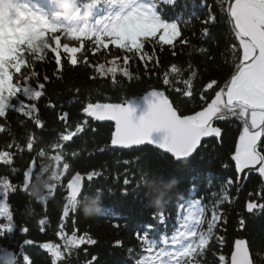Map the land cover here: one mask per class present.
I'll use <instances>...</instances> for the list:
<instances>
[{
  "label": "trees",
  "instance_id": "obj_1",
  "mask_svg": "<svg viewBox=\"0 0 264 264\" xmlns=\"http://www.w3.org/2000/svg\"><path fill=\"white\" fill-rule=\"evenodd\" d=\"M84 0H77L83 3ZM203 2L205 7H201ZM186 5V8H185ZM52 11L56 10L53 4ZM167 18H175L177 13L183 12L184 18L191 16L192 23L182 27V35L190 40L191 45L197 46V51L191 56L190 45L178 43L180 37L173 42V46H160L158 39L155 43H146L145 55L127 53L109 44L107 48L101 46L96 49L91 40H84L85 45L91 47L76 54L77 63L68 62V54L61 49V67L57 71L55 54L47 51L43 60L31 61V67H22L21 72H37V77L30 83L35 86L36 81L45 84L44 93L36 101L39 112L37 113L44 122L43 128H37L33 120L23 116L22 113L9 109L5 117H0V125L6 131L0 132V151L13 153L12 163L6 165L0 161V177H6L9 184L15 185V190H9L6 202L14 216V225L11 233L0 236V264H7L16 254H27L32 264H51L50 254L39 247L40 244L51 242L63 244L57 237L60 217L63 212L64 197L69 177L78 172L83 175L84 193L77 202V212H70L65 218L64 231L71 234L76 230L77 235L88 234L96 240L95 245H82L72 252H64L59 264H86L92 256L98 257L93 264H135L137 258L146 257L141 253L140 242L136 239L137 232L148 231L152 243L158 244L173 234L177 226L178 214L182 216L188 204L195 199H200L207 207L206 216L211 218L213 202L221 195L222 186L231 178L233 184L228 188L229 199L219 205L223 220L219 227L213 230V238L201 257L202 264H228L229 256L237 238H243L249 249L253 264H264V211L259 214H250L245 211L247 202L264 203V178L258 172L248 173L237 191V174L232 155L243 125L235 117L228 116L226 121L214 122L213 126L221 127L222 138H210L201 143L198 151L188 158V161H175L171 156L151 146L133 147L131 150L113 148L110 146L113 125L111 123H98L82 113V108L88 102L93 103H119L124 99H135L143 96L150 90L163 91L180 109L182 115H192L202 110L215 97V92L220 88L205 89L212 80L218 81L222 88L232 72L235 63L231 52L234 41L227 18L223 15L218 0H176L175 10L171 6H163ZM209 11L216 16V24L210 28L208 36H203L202 23L208 18ZM195 13V15H192ZM103 12L93 11L90 21L96 19ZM71 25L83 22L80 20L63 21ZM193 32L195 35H193ZM107 42V41H106ZM61 43H68L70 47H80V43L66 40L61 36ZM52 47H55L53 44ZM205 48L206 53L198 49ZM175 53V54H173ZM131 56L127 65L124 64L125 56ZM118 71L113 81L112 74L105 76L95 71V67L104 64L105 69L114 66ZM175 64L185 71L177 78L169 69ZM189 64L196 70L193 78L192 90L195 99L185 97L180 90H187L182 83L190 74ZM127 67L132 79L129 80L120 71ZM168 72L171 86L163 83L165 73ZM19 75V74H18ZM44 76L49 80L44 81ZM205 99H201V96ZM25 102L28 103L26 98ZM74 102L69 104L68 101ZM55 104V108L48 104ZM63 112H68L67 121L58 119ZM87 120L81 133H77L71 141H60L61 134L75 132L77 123L83 124ZM34 135L36 143L32 150L27 149V137ZM60 143L61 149L51 147ZM13 144L12 148L7 145ZM19 144L22 150L15 145ZM45 149L48 157L63 151L64 159L57 163L47 157L41 158L38 153ZM104 149V151H101ZM261 150V149H258ZM75 153V155H73ZM141 157L139 163L145 165L143 171L137 174L136 164L125 165L123 161H135ZM34 160L42 171L43 179L34 182L30 196L22 189L23 172L31 160ZM69 163V169L64 171L52 198L46 206H42L33 194L40 198L48 194V186L56 183L53 172L62 170L63 162ZM227 165V167H225ZM99 173L89 182V173ZM131 181L128 186L123 184L125 173ZM137 182L139 191H135ZM91 183V189H89ZM127 191V194H123ZM3 189H0L2 196ZM251 194V195H250ZM102 204L105 214L97 219H85L81 212L94 210ZM159 205V207H157ZM183 205V207H181ZM164 208L167 217L165 224H160L155 219V214ZM46 219L45 230L40 231L39 220ZM243 219L245 224L240 225ZM223 221H226L224 223ZM3 220L0 218V223ZM74 222V223H73ZM118 224L119 227H114ZM151 226V228H149ZM27 227L28 233L21 229ZM206 228V225L204 226ZM222 238V242H221ZM25 240H32V245H25ZM121 241V246H115V241ZM162 246V245H161ZM134 249L130 254L128 249ZM87 250V251H85ZM171 250V248H169ZM63 251V250H62ZM220 256L225 260L221 262Z\"/></svg>",
  "mask_w": 264,
  "mask_h": 264
},
{
  "label": "snow or ice",
  "instance_id": "obj_2",
  "mask_svg": "<svg viewBox=\"0 0 264 264\" xmlns=\"http://www.w3.org/2000/svg\"><path fill=\"white\" fill-rule=\"evenodd\" d=\"M223 15L227 18V24L231 27V34L234 41L231 44V52L235 63V71L226 80L224 87H220L218 81L212 80L205 86V89L220 88L215 92V97L202 110L196 111L192 115H182L180 109L170 102L163 91L148 92V110L138 119L134 118V109L130 101L126 98L119 103H93L88 102L83 106L82 112L85 116L97 121L109 120L115 123V130L111 133V145L121 149L131 150L133 147L153 146L169 154L175 161H188V158L196 153L201 146L202 138L215 137L222 138L221 127L213 126L214 122L226 121L228 116L240 120L243 127L239 132V138L232 155L235 162V170L238 174L236 179L240 181L242 174L247 169L249 172H258L264 178V0H218ZM56 5V10L52 11V5ZM195 7V0H192ZM176 0H84L77 3V0H0V117H5L9 109H13L23 114V116L33 120L37 128H43L44 122L37 114L39 109L36 101L45 95V84L36 81L35 86L30 81L37 77V72H21L22 67H31V61L43 60L47 51L55 54L57 71L61 67V49L68 54V62L72 65L77 63L76 54L81 52V48L87 50L90 45H85L84 40H91L96 49L103 46L107 48L109 44L118 49L126 50L127 53L140 55L143 58L148 55L144 52L146 43L158 42L161 47L164 45L173 46V42L180 37L178 43L190 45L189 55L197 51L196 45H191L190 40L182 35V27H188L191 23V16L184 18L183 12L177 13L175 18H167L163 6H171L175 10ZM206 5L201 3V7ZM186 8V5H185ZM93 11L103 12L96 19L90 21ZM195 15V13H192ZM83 22L71 25L63 21L80 20ZM216 16L209 11L208 18L202 21L203 36L210 33V28L216 24ZM193 35L195 33L193 32ZM61 36L66 40H73L80 43V47H70L68 43H61ZM107 41V42H106ZM55 47H52V45ZM200 53H206V49L200 47ZM175 54V53H173ZM131 56L126 55L124 64L127 65ZM114 66L105 69L104 64L95 67V71L102 76L112 74L113 81L118 71L115 62ZM190 74L182 83L187 90H180L182 95L195 99L192 90L193 78L197 72L189 64ZM119 71L129 80L132 79L127 67L120 68ZM185 70L173 64L169 69L175 77L179 78ZM14 74H19L16 82H13ZM49 77L44 76V81ZM165 85L171 86L168 72L163 78ZM215 86V88H214ZM26 98L28 103L25 102ZM201 99H205L202 95ZM69 100L68 103H73ZM48 107L55 108L56 105L49 103ZM68 112H63L58 119L67 121ZM88 121L83 124L77 123L75 132L61 134L60 141H71L77 133L84 130ZM6 131L0 125V132ZM162 132L163 136L153 139L152 133ZM34 135L27 137V149L32 150L36 143ZM14 145H7L12 148ZM15 147L22 150L19 144ZM54 149H61L60 143L51 145ZM261 149V150H258ZM104 151V149H101ZM41 158H49L57 163L64 159L63 151H58L56 155L48 157L45 149L38 153ZM75 155V153L73 154ZM141 157H136L135 161L125 160L127 166L136 164L137 174L142 172L145 165L139 163ZM13 153L0 151V161L9 165L12 163ZM69 163L63 162L62 170L53 172L56 183L48 186V194L38 198L36 201L46 206L55 190L60 186L64 171L69 169ZM227 167V165H225ZM35 161L23 173V189L29 194V189L34 186V182L43 179L42 171ZM99 173H89L87 180L91 182L94 176ZM83 177L80 173L72 176L66 185V203L60 217L59 230L56 232L63 244L45 242L39 245L46 250L51 257V264H59L63 259L64 252H72L82 245H95L96 240L88 236L77 235L76 230L71 234L64 231L65 218L70 212H77V202L83 195ZM131 181L127 178V172L123 184L128 186ZM233 184L229 178L222 186L221 195L213 202L211 218H207V207L200 199L192 200L186 211L177 219V226L173 234L158 244L152 243L149 232H137L136 239L140 242L141 253L148 255L137 258L135 264H202L201 257L209 246L213 238V230L219 227L223 220V214L219 211V205L229 199L228 188ZM16 186L9 184L6 177H0V189H3L0 196V236L11 233V225H14V216L6 202L9 190H15ZM91 189V183H89ZM140 184L137 182L135 191H139ZM239 191V188H237ZM123 194H127L125 191ZM251 195V194H250ZM264 199V195H261ZM183 207V205H181ZM246 210L250 214H259L264 211V203L248 202ZM155 219L160 224H165L167 217L164 208L156 214ZM226 223V221H223ZM40 231L45 230L46 219L39 220ZM74 223V222H73ZM245 221L240 220L243 227ZM206 225V228L204 227ZM114 227H119L115 224ZM151 228V226H149ZM23 233H28L29 229L23 227ZM222 242V238H221ZM34 241L25 240V245H32ZM122 242L115 241V246H121ZM162 245V246H161ZM171 248V250H169ZM63 250V251H62ZM87 251V250H85ZM132 254L134 249L129 248ZM98 257L92 256L86 264H93ZM219 260L223 262L224 256ZM7 264H32L30 257L23 252L21 246L20 253L9 259ZM231 264H253L249 255V249L244 240L235 242V250L232 252Z\"/></svg>",
  "mask_w": 264,
  "mask_h": 264
},
{
  "label": "water",
  "instance_id": "obj_3",
  "mask_svg": "<svg viewBox=\"0 0 264 264\" xmlns=\"http://www.w3.org/2000/svg\"><path fill=\"white\" fill-rule=\"evenodd\" d=\"M231 28V27H230ZM224 87V86H223ZM150 91H153V90H150ZM149 91V92H150ZM156 91H158V90H156ZM147 98H148V93H146L144 96H142V97H140V98H138V99H132V100H130V103H131V106L133 107V109H134V112H133V116H134V118H139L141 115H143L147 110H148V100H147ZM94 120V119H93ZM94 121H96V122H98V123H111V124H113V127H114V130H115V123L113 122V121H109V120H104V121H97V120H94ZM113 130V131H114ZM163 136V133L162 132H154V133H152V138L153 139H159V138H161ZM210 138H215V137H204V138H202V142L203 141H205V140H208V139H210ZM112 146V145H111ZM113 147V146H112ZM135 147V146H134ZM151 147H153V146H151ZM114 148H119V147H114ZM159 150V149H158ZM161 152H163L162 150H160ZM164 153V152H163ZM166 154V153H165ZM167 155H169V154H167ZM170 156V155H169ZM33 159L30 161V163H29V165H28V167L30 166V165H32L33 164ZM27 167V168H28ZM27 168L24 170V171H26L27 170ZM24 173V172H23ZM76 173H78V172H75V173H73L71 176H70V178L68 179V181L69 180H71V178H72V176L73 175H75ZM248 173H250L247 169L245 170V172L244 173H242V174H239L241 177H242V179L240 180V181H237V187L238 188H240V186L242 185V183H243V181H244V179H245V177H246V175L248 174ZM238 175V174H237ZM83 177V176H82ZM68 181H67V183H68ZM67 185V184H66ZM82 187H83V180H82ZM22 189H23V185H22ZM65 189H66V187H65ZM65 189H64V191H65ZM24 190V189H23ZM246 212H247V210H246ZM237 240H244L245 241V239H243V238H237L235 241H234V244H233V248H232V251H231V253H230V256H229V263L228 264H231V256H232V252L235 250V242L237 241ZM246 242V241H245ZM247 245V244H246ZM250 255V254H249Z\"/></svg>",
  "mask_w": 264,
  "mask_h": 264
},
{
  "label": "clouds",
  "instance_id": "obj_4",
  "mask_svg": "<svg viewBox=\"0 0 264 264\" xmlns=\"http://www.w3.org/2000/svg\"><path fill=\"white\" fill-rule=\"evenodd\" d=\"M29 191H31V188L29 189ZM31 198L35 200L38 199L35 194H33ZM157 207H159V205H157ZM81 214L83 215L85 219H97L105 214V209L103 208V205L100 204L94 210L84 211V212H81Z\"/></svg>",
  "mask_w": 264,
  "mask_h": 264
},
{
  "label": "rangeland",
  "instance_id": "obj_5",
  "mask_svg": "<svg viewBox=\"0 0 264 264\" xmlns=\"http://www.w3.org/2000/svg\"><path fill=\"white\" fill-rule=\"evenodd\" d=\"M0 15H3V10L2 9H0ZM13 78H14L13 82L15 83L17 78H18V74H15V77H13Z\"/></svg>",
  "mask_w": 264,
  "mask_h": 264
}]
</instances>
